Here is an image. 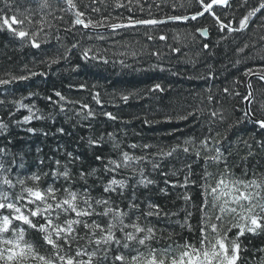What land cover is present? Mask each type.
<instances>
[{
	"label": "trees",
	"instance_id": "16d2710c",
	"mask_svg": "<svg viewBox=\"0 0 264 264\" xmlns=\"http://www.w3.org/2000/svg\"><path fill=\"white\" fill-rule=\"evenodd\" d=\"M123 2L125 7L115 8V0H98L95 4H92V0H75L79 10L85 11L87 17L94 20L109 17V22H118L115 17L123 19L128 16L145 19H167L170 15L190 16L198 8L195 0L190 3L188 0H133V11L129 12L128 0ZM182 2L184 6L181 8ZM49 3V8L37 10L33 17L34 21L44 17L39 49L21 41L6 28L0 29V79L28 74L29 70L46 73L0 85V100L5 101L0 104V118L9 124L6 135L0 136V146L7 144L9 139L12 141L7 146L11 152L24 157L21 172L27 174L49 172L55 167V160L65 164L66 152L81 157L75 164H68L73 173L81 168L88 170L90 167H98L94 153L112 158L117 156L119 150L146 155L150 161L156 160L160 167L153 170L151 163L141 164L145 168V175L155 183L147 188L136 187L137 202L144 211H147L148 202H153L159 204L165 212L176 213L169 217L148 218L158 233L162 230L164 234V239L159 243L153 242V246L164 248L173 244V241L183 242L185 239L198 242L201 216L198 206L202 200L200 185L203 183L201 176L205 168L216 176L223 165L217 166L211 161L206 165L204 154L197 160L194 151L191 154L177 151L171 157H158L155 154L161 149L167 151L182 144L188 137L199 138L202 134H207L211 123L209 113L216 108L224 113L226 119L223 124L211 125L212 135L215 136L216 131L221 133L220 137H216L220 141L216 146L225 154L233 178L249 179L253 172L264 173V129L244 116V102L241 100L248 94V77L243 75L244 71L252 68L259 72L264 68V10L251 18L247 29L240 32L228 33L226 29L220 31L212 17L205 14L196 21L169 22L155 28L140 26L121 29L115 33H100L104 39H98L96 33L83 29L78 31V26L71 31H64L72 19L71 13L59 11L66 7L62 0H49ZM230 3V8L216 7L215 10L225 23L233 21L232 26L238 27L239 19L251 7L256 6L258 0H249L247 5L242 0H230ZM89 5L99 8L100 12L91 11ZM16 6L20 11L29 6L36 9V0H16ZM3 7L0 2V9ZM5 11L9 16L12 15L11 11ZM59 16L64 19H57ZM40 26L38 23L25 25L32 30ZM203 28L208 31L207 39H203L197 31ZM149 35L153 39L149 40ZM161 35L166 39L160 40ZM57 36L59 40L56 39ZM74 43L78 46L71 49L67 59L48 66L50 58L65 53ZM205 44L208 45L207 49L204 48ZM245 45L248 47L245 48ZM175 47L180 49L178 53L171 51ZM88 48L92 49L90 55L98 54L109 62L104 64L100 59H83L82 53ZM241 48L243 51H238ZM120 61L124 63L121 64ZM237 80L240 83H235ZM250 82L255 97L250 110L255 113V118L264 119V84L257 79ZM156 84L163 90L150 91ZM81 85L84 87L81 88ZM225 87L229 88V94L223 92ZM236 91L241 95H234ZM55 92H60L69 102H50L47 97H52V101L59 100ZM95 93H99L101 104H97L92 98ZM123 95L129 96L127 102L121 99ZM209 95L214 97L211 103L207 99ZM17 101L34 106L33 112L43 119L33 118L30 123L17 124L15 121H23V117L29 115L27 109L17 110ZM81 103L89 105L95 115L88 117V109H82ZM60 104L65 111L60 110ZM197 109L201 110L199 122L193 117H189V120L175 119L187 111ZM10 111L15 113L11 118L8 115ZM103 113H112L116 119H109ZM168 116L173 119L167 120ZM238 118L242 122L225 132L228 125ZM146 120L148 123H145ZM28 128H34L35 133L28 132ZM61 128L64 129L63 134L58 131ZM225 135L227 139H224ZM101 136V147H89V139ZM114 143L119 144V150L114 149ZM132 144L138 147L132 149ZM145 144L151 147L143 150L142 146ZM250 150L252 155L248 154ZM188 163L192 164L190 178L196 183L183 188L179 184L183 183L185 174L189 172L185 167ZM165 172L168 173L167 176L162 174ZM117 178L127 180V173H122ZM209 179L212 180L211 177ZM165 180L177 184V187L166 185ZM50 183V176H42V187ZM59 183L63 181H59L56 186ZM162 188L167 190L168 195L160 191ZM185 193L192 197L188 205L182 198ZM92 194L100 196V187H95ZM127 194L131 195V189ZM118 202L127 211V201ZM186 207L193 213L189 220L193 231L181 228ZM169 233H172V239H167ZM28 239L40 243L39 235L31 230ZM241 240L242 246L248 251L241 253L239 264H258L259 258L264 254L256 249L264 247V233L256 236L247 234ZM40 251L45 255L49 254L46 248H40ZM30 264L36 262L32 261ZM108 264H111V254Z\"/></svg>",
	"mask_w": 264,
	"mask_h": 264
},
{
	"label": "snow or ice",
	"instance_id": "6c2138e0",
	"mask_svg": "<svg viewBox=\"0 0 264 264\" xmlns=\"http://www.w3.org/2000/svg\"><path fill=\"white\" fill-rule=\"evenodd\" d=\"M0 2L4 6L3 9H0V29L6 28L21 41L39 49L41 47L40 32L44 31V17L41 16L39 21H34L33 17L37 10L50 7L49 0H36V9L29 6L23 11H20L16 6V0H0ZM97 2L98 0H92V4ZM188 2L190 3L191 0ZM62 3L66 7L60 8L59 11L70 12L72 16L69 26L64 31H71L79 26L78 31L107 28L112 33L120 29H135L140 26L155 28V26L168 21H196L199 17H204L205 14L212 17L220 31L226 29L228 33L240 32L247 29L251 18L264 10V0H258V4L251 7L239 19L238 27H233V21L225 23L215 10L216 7H232L230 0H195L198 8L190 16L170 15L165 20L151 17V12H149L151 18L128 16L121 19L115 17L118 22H109V17L95 20L87 17L85 11L79 10L75 0H62ZM132 3L133 0H128L129 12L133 11ZM242 3L247 5L249 0H242ZM114 6L123 8L126 5L123 0H115ZM183 6L182 2L180 7ZM5 9L11 11L12 15L9 16ZM175 9L176 5L174 4L173 10L175 11ZM91 11L100 12V9L91 7ZM141 11H143V6H141ZM56 18L61 21L64 19L63 16ZM34 23L41 26L35 30L25 27L26 24L31 26ZM14 25L20 27H14ZM197 31L203 36L208 35L206 28L197 29ZM96 34L98 39H104V36L99 32ZM56 39L59 40V36ZM148 39L151 40L153 37L149 35ZM159 39L165 40L166 37L161 35ZM77 46L74 43L71 48L66 49L65 53L50 58L48 66L51 67L52 64L59 63L61 59H67L71 54V49ZM244 47L246 48L248 45ZM204 48L207 49L208 45L205 44ZM171 51L178 53L180 49L175 47ZM238 51L242 52L243 49H238ZM91 52L92 49H85L82 58L85 60L100 59L104 64L109 62L107 59L99 57L98 54L90 55ZM154 54L159 55V53ZM120 63L124 62L120 61ZM36 75L43 76L46 73L29 70L28 74L14 75L10 79H0V85H8L17 80H27L30 76ZM243 75L249 78L255 75L259 80L264 81V68L259 72L248 68ZM235 83H240V81L237 80ZM247 86L249 89L252 88L250 80ZM83 87L84 85H81V88ZM157 89L163 90L159 84H156L150 91ZM223 92L229 94L230 90L225 87ZM234 95L240 96L241 94L236 91ZM55 96L59 98L58 101H52V97H47V99L56 104H59L60 101L69 102L60 92H55ZM92 98L97 104L102 103L99 93H95ZM121 99L127 102L129 96L123 95ZM207 99L211 103L214 97L209 95ZM254 99L252 91L241 98L242 102H247L249 105ZM4 103V100H0V104ZM15 103L17 110L27 109L29 112V115L23 117V121H15L17 124L30 123L33 118L43 119L42 116H37L33 112L34 106L25 105L22 101ZM80 107L88 109V117L95 115L89 105L81 103ZM60 110L65 111L62 104H60ZM200 111L199 109L187 111L175 119L189 120V117H193L196 122H199ZM103 114L109 119H116L112 113ZM8 115L11 118L15 113L10 111ZM209 116L211 123L207 134H202L199 138L188 137L182 144H177L167 151L161 149L155 154L158 157H171L177 151H183L185 154H191L194 151L197 160L201 158L202 153L204 154L203 159L206 165L209 161L217 166L223 165L218 175L213 176L205 168L201 176L203 183L200 185L202 200L198 206L201 214L198 242H190L187 239L183 242L173 241V244L164 248L153 246V242L159 243L164 239V234L162 230L158 233L148 218L169 217L176 213L165 212L159 204L153 202H148L147 211L142 210L141 204L137 202L135 191L137 186L147 188L155 183L145 175V168L141 164L151 163L155 170L160 167L156 160L150 161L146 155L130 154L128 151L119 150V144L114 143V149L119 150L115 158L94 153V160L98 162V167H90L88 170L81 168L78 172L73 173L68 164H75L81 160V157L74 156L72 152H66L65 164L62 165L60 160H55V167L49 172L27 174L21 172V169L24 168V157L11 152L7 146L12 143L9 139L7 144L0 146V264H30L32 261H35L36 264H108L110 254L111 264H117V262L118 264H239L241 253L248 251L246 247L242 246L241 238L246 237L247 234L256 236L264 233V173L253 172L249 179L233 178L225 154L216 146L220 143L216 137H220L221 133L216 131L213 136L211 127L212 124H223L226 117L221 110L216 108L211 110ZM244 116H251L253 122L264 129V119H256L255 113L250 109L244 112ZM166 119L170 121L173 117L168 116ZM241 122L242 120L238 118L228 125L225 132ZM145 123L148 121L146 120ZM8 127L9 124L0 118V136L6 135ZM27 131L35 133L34 128H28ZM58 131L63 134L64 129L61 128ZM109 136L111 137V134ZM224 139H227L226 135ZM102 142L103 137L101 136L97 139H89L88 145L92 148H99ZM130 147L135 149L138 146L132 144ZM150 147L145 144L142 149L147 150ZM249 149H251V145H249ZM248 154L252 155L251 150ZM40 163L42 164L43 161ZM185 167L189 169V172L185 174L184 181L179 186L188 188L189 184L194 185L196 181L190 178L192 164L188 163ZM122 173H127V180L117 178ZM162 174L168 175L166 172ZM247 175L248 173L245 171V176ZM42 176H50L52 183L42 187L40 184ZM210 177L212 180L209 179ZM61 180L63 183L56 186ZM164 183L171 184L173 188L177 187V184L168 180H165ZM77 184L80 186L74 187ZM95 187H100V196L92 194ZM129 189H131L130 196L127 194ZM160 191L168 195L166 189L162 188ZM182 198L186 205L192 200V197L187 193ZM125 200L127 201L125 206L127 211L120 207L118 202ZM192 206L195 207V205ZM210 213L213 214L210 215ZM192 215L193 213L186 207L181 228L193 231L189 223ZM233 229L236 231L233 232ZM30 230L39 235L40 243L28 239ZM167 239H172V233L168 234ZM40 248H46L49 254H43ZM256 251L264 254V247L258 248ZM258 264H264V255H261Z\"/></svg>",
	"mask_w": 264,
	"mask_h": 264
},
{
	"label": "water",
	"instance_id": "95a60500",
	"mask_svg": "<svg viewBox=\"0 0 264 264\" xmlns=\"http://www.w3.org/2000/svg\"><path fill=\"white\" fill-rule=\"evenodd\" d=\"M166 20V19H165ZM169 22H183V21H168L167 23ZM79 27V26H78ZM85 31H88V32H91V33H105V32H111L110 29H107V28H100V29H97V30H92V29H83ZM121 30V29H120ZM199 33V32H198ZM200 34V33H199ZM201 35V34H200ZM203 39H207V36H203L201 35ZM252 79H258L257 76L255 75H252L250 78H248V81H247V85L249 83V80H252ZM259 80V79H258ZM261 81V80H260ZM264 83V81H261ZM249 91H252L251 89L248 88ZM249 104L247 102L244 103V110L245 111H248L249 110ZM249 119L253 122V118L251 116H248ZM257 119V118H256ZM256 124V123H255ZM257 126H259L258 124H256Z\"/></svg>",
	"mask_w": 264,
	"mask_h": 264
},
{
	"label": "rangeland",
	"instance_id": "374dc122",
	"mask_svg": "<svg viewBox=\"0 0 264 264\" xmlns=\"http://www.w3.org/2000/svg\"><path fill=\"white\" fill-rule=\"evenodd\" d=\"M247 88H248V86H247ZM245 103V102H244ZM251 108V105L249 106V109Z\"/></svg>",
	"mask_w": 264,
	"mask_h": 264
}]
</instances>
